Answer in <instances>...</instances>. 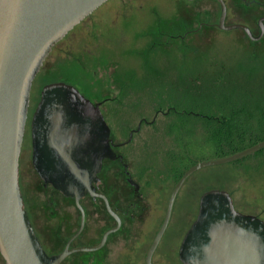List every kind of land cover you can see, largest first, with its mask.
Returning a JSON list of instances; mask_svg holds the SVG:
<instances>
[{
	"label": "rangeland",
	"instance_id": "rangeland-1",
	"mask_svg": "<svg viewBox=\"0 0 264 264\" xmlns=\"http://www.w3.org/2000/svg\"><path fill=\"white\" fill-rule=\"evenodd\" d=\"M237 9L243 13L242 6ZM219 13V5L212 0H106L52 47L32 82L19 157V178L26 205L49 251L60 249L62 243L49 247L47 235L56 234L61 221L65 224L59 232L69 235L78 226L79 211L71 203L50 218L49 208L41 203L43 197H34L35 192L41 194L43 189L31 161L29 123L42 86L64 80L93 101L105 99L101 109L117 142L126 140L131 129L144 118L131 140L120 145L118 151L124 154L129 169L141 178L145 209L132 225L146 227L149 242L163 219L174 185L169 177L165 178L168 155L177 150L172 136L165 133L166 123L173 119L165 110L167 102L175 99V79L206 58L255 56L264 52V35L253 41L238 28L203 26L187 32L196 28L200 20L217 21ZM235 19L228 15L226 23ZM202 152L207 159L212 148L205 146ZM233 160L202 166L186 177L175 195L168 223L156 246L155 260L158 255L161 264H183L178 257L181 239L196 216L199 196L209 188L226 189L236 209L264 219V159L253 154L239 162ZM109 163L106 160L104 166ZM138 167L150 172L149 183L145 181L146 173L139 175ZM37 205H42L39 210L35 209ZM100 212L99 216L105 213ZM100 222L94 223L92 216H86L83 228L90 234L104 227ZM124 225H128L127 219ZM142 244L145 245L144 241ZM0 264H5L1 254Z\"/></svg>",
	"mask_w": 264,
	"mask_h": 264
},
{
	"label": "water",
	"instance_id": "water-1",
	"mask_svg": "<svg viewBox=\"0 0 264 264\" xmlns=\"http://www.w3.org/2000/svg\"><path fill=\"white\" fill-rule=\"evenodd\" d=\"M104 1L0 0V254L5 264H58L69 252L96 249L119 225L107 197L93 186L103 158L115 157L102 100L89 99L69 82H47L40 90L29 123L32 165L44 182L75 198L81 222L70 239L83 228L84 210L78 200L86 192L100 195L118 223L106 230L97 245L65 247L50 255L34 232L19 184L32 82L52 47ZM220 4V28L240 27L251 39L262 36L263 22H258L257 35L244 23L225 24L226 5L223 0ZM263 145L264 139L227 155L197 160L182 172L148 248V264L186 177L197 168L236 159ZM178 256L185 264H264V219L236 209L226 189L204 190L196 216L181 239Z\"/></svg>",
	"mask_w": 264,
	"mask_h": 264
},
{
	"label": "trees",
	"instance_id": "trees-1",
	"mask_svg": "<svg viewBox=\"0 0 264 264\" xmlns=\"http://www.w3.org/2000/svg\"><path fill=\"white\" fill-rule=\"evenodd\" d=\"M175 84V99L167 102L165 110L173 118L166 123L165 133L177 146L168 155L165 171V178L173 183L188 166L202 160L205 146L212 148L205 158H212L264 139V52L206 58L184 71ZM253 154L264 159V145L233 161Z\"/></svg>",
	"mask_w": 264,
	"mask_h": 264
},
{
	"label": "flooded vegetation",
	"instance_id": "flooded-vegetation-1",
	"mask_svg": "<svg viewBox=\"0 0 264 264\" xmlns=\"http://www.w3.org/2000/svg\"><path fill=\"white\" fill-rule=\"evenodd\" d=\"M212 1L216 2L219 5L221 12L220 0H212ZM223 1L226 5V15L224 19L225 24H227L226 22H228L227 21L228 15H233L236 19L234 21H231L230 23L232 22L244 23L250 28L253 35L259 34L260 26L258 22H263L264 24V0H223ZM239 6L243 7V13H240L239 9H237ZM260 10H262L261 13L259 12ZM239 14L241 17L237 16ZM219 17H220V13H219ZM219 17L217 21L211 19L200 20L196 28L187 30V32L201 29L203 26H216L220 28L218 26ZM237 28L243 31L246 34V36L253 41L259 40L264 35L263 32L260 38L251 39L242 28L240 27ZM103 101L104 100H102V102ZM143 120L144 118H142V120L139 121L138 123L139 126H140V122H142ZM138 128L139 127L137 125L136 128L131 129L128 138L124 141H119V142L114 141L110 129L109 144L111 146V149L115 153V157L103 158L100 170L97 173L98 179L93 182L95 191L98 193H102L107 197L110 207L116 213L119 219V225L117 227L115 226L118 223V219L108 211L105 204V200L98 194L93 195L90 194L89 192H86L82 196H80L78 200L84 210V218L90 215L93 217L94 223L95 222L101 223L100 221H102L104 227L102 229L91 232L90 234H88V232H86L84 228H82L81 231L78 232V234H76L72 239H70L71 236L78 230L81 222V212L75 202V198L64 194L62 191L56 189L51 183L44 182L43 179L40 178V176L37 174L36 170L33 167V170L41 180L40 188L43 189V192L41 194L35 192L34 197L36 198V200L39 199L40 197H43L45 201L43 200V202L41 201V203L42 205H45L46 207L49 208L48 213L50 215V218L54 216L55 212L57 213L62 212L71 203L79 211V221H78L79 223L77 228L73 232H71L69 235L66 236L62 235V233L59 232V230L64 229L63 227L65 223L61 221V223L58 224V226L59 225L61 226L59 227V230L58 229L56 230V234L47 235V241H48L47 244L49 245V247L53 248L58 244L62 243L60 249H52L49 251V249L43 243L40 235L36 230V225L32 220L29 207L26 205L27 199L25 198L24 192L22 191L20 178H19L20 189L23 195V206L28 213L35 234L37 235L42 247L48 254L50 255L57 254L61 252L65 247L70 250L71 248L80 245H97L100 243L106 230L115 227V229L109 231L106 234L103 243L96 249L77 250V251L69 252L63 259H61L58 262V264H148L146 259L148 248L157 230L155 231V233L149 239L148 242V236H147L148 230H146V227L142 225L140 226L132 225L133 221H135L136 218L142 217L143 214L142 210L145 209V206L143 204L144 197L142 194L143 187L141 183V178L139 179L138 177H136L134 171L129 169V163L124 161V154L118 151V147L124 143L129 142L132 138L133 131L137 130ZM106 160H108L110 163L107 166H104ZM136 170L138 171L140 176H142L143 173H146L148 177L146 178L145 181L146 183H149V179H151L149 178V176L151 175V174L149 175L150 172H144L145 170L144 167L141 168L138 167V169ZM110 175L113 177L112 180L108 179ZM160 181L164 182L163 179H161ZM42 205L35 206V209L39 210L40 208L39 206ZM100 211H104L105 212L104 214L107 217L104 214L99 216V213H101ZM126 219L128 222L127 226L124 225ZM91 240H93L92 244L90 243ZM143 241L145 245L142 244ZM155 252H156V247L151 254L150 263L161 264L160 262H158V260L162 261L161 259H159L158 255L155 260ZM136 260L138 261L137 263L135 262ZM182 263L185 264L184 262Z\"/></svg>",
	"mask_w": 264,
	"mask_h": 264
}]
</instances>
